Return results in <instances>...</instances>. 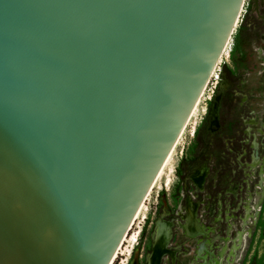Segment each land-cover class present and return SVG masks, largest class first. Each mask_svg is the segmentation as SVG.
Segmentation results:
<instances>
[{
	"label": "water",
	"instance_id": "obj_1",
	"mask_svg": "<svg viewBox=\"0 0 264 264\" xmlns=\"http://www.w3.org/2000/svg\"><path fill=\"white\" fill-rule=\"evenodd\" d=\"M243 1L0 0V264L114 261Z\"/></svg>",
	"mask_w": 264,
	"mask_h": 264
},
{
	"label": "rangeland",
	"instance_id": "obj_2",
	"mask_svg": "<svg viewBox=\"0 0 264 264\" xmlns=\"http://www.w3.org/2000/svg\"><path fill=\"white\" fill-rule=\"evenodd\" d=\"M244 9L113 264H146L160 219L170 239L159 264H264V0ZM204 169V183L192 179ZM194 217L202 233L189 236ZM195 223V221H193Z\"/></svg>",
	"mask_w": 264,
	"mask_h": 264
},
{
	"label": "bare ground",
	"instance_id": "obj_3",
	"mask_svg": "<svg viewBox=\"0 0 264 264\" xmlns=\"http://www.w3.org/2000/svg\"><path fill=\"white\" fill-rule=\"evenodd\" d=\"M245 4L246 3H245V0H244L243 1V5L241 7V11H240V15L239 16H241V12L243 11V9H244L243 7H244ZM239 16H238L237 23L239 22V18H240ZM237 23H236L235 27L237 26ZM230 43H231V40L229 39L228 42H227V44H226V46H225V49L222 52V55H223V53H225L228 50ZM215 68H214V70H215ZM212 75H213V72H212ZM202 94H203V92H202ZM202 94H201V96H202ZM201 96H200L197 104L195 105V108L193 109V112H192L191 117L189 118V120L195 115V113H196V111L198 109V106L200 104V101H201ZM189 120H188V122H189ZM188 122H187V124H188ZM182 134H181V136H182ZM179 140H180V138H179ZM179 140H178L177 144L175 145V147L173 148V150L170 152L168 158L166 159V161H165L162 169L160 170V172H159V174L157 176V179L155 180V182H154V184H153L150 192L154 188V186L157 183L158 179L164 173L165 169L170 165V163L172 161V158H173V153H174V151H175V149H176V147H177V145L179 143ZM205 176H206V173H205L204 169L201 168V169H197V170L194 171V173L192 174V179L194 180V182L197 185L201 186L204 183V181H205ZM150 192H149V194H150ZM144 206H145V202H144V204H143V206H142V208H141V210H140V212L138 214L137 219L140 217L141 214L143 216ZM193 221H195V223ZM169 231H170L169 230V224L166 223V222H164L163 219H160L158 221V223H157L156 230H155V233H154V236H155L154 250L148 256V259H147L148 262L146 264H159V261H160L159 258L161 257L162 254H164L166 252V246H167V243L169 242V239H170V232ZM186 231H187V234L189 236H193V237L196 236V235H198V234H200V233H202V230H200V227L198 225V222H197V220L194 217H192V218L189 219V222H188V226L186 228ZM127 237H128V234L124 238L123 243L127 239ZM123 243L121 244L119 250L121 249ZM118 253H119V251H118ZM115 258H114V260H115ZM113 262L111 264H113ZM134 264H136V262Z\"/></svg>",
	"mask_w": 264,
	"mask_h": 264
}]
</instances>
